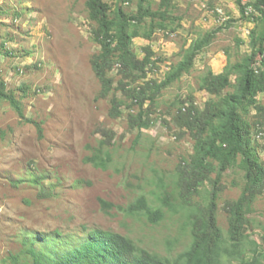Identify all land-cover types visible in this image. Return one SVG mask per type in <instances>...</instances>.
Returning <instances> with one entry per match:
<instances>
[{
    "label": "rangeland",
    "instance_id": "374dc122",
    "mask_svg": "<svg viewBox=\"0 0 264 264\" xmlns=\"http://www.w3.org/2000/svg\"><path fill=\"white\" fill-rule=\"evenodd\" d=\"M89 1L0 0V83L22 113L0 96V264H30L26 249L32 241L36 251L46 254L77 245L94 230L124 236L172 262L189 249L192 215L206 209L213 189L218 191L216 224L228 239L227 205L246 187L238 156L226 168L208 160L209 181L188 193L184 185L194 140L176 125L175 116L185 106L202 110L211 99L200 89L209 71L219 74L250 56L264 3L143 0L155 15L144 20L142 31L152 35L132 40L128 61L137 69L128 72L127 87L161 82L195 43L213 37L188 72L144 105L154 121L138 129L129 125L130 115L139 110L119 90L118 66L107 72L112 82L108 93L92 69L99 46L92 39L97 23L89 18ZM139 1L104 0L106 16L113 18L118 7L136 15ZM218 6L227 17L224 23L212 13ZM236 78L231 74L233 87ZM113 101L117 117L110 113ZM255 105L264 106V92L239 113L251 125L252 145L264 162V126L258 125ZM105 152L111 157L106 170L86 161ZM139 197L163 213L161 221L153 224L119 210ZM243 217L246 237L239 256L221 258L219 264H264V191L245 204Z\"/></svg>",
    "mask_w": 264,
    "mask_h": 264
},
{
    "label": "trees",
    "instance_id": "16d2710c",
    "mask_svg": "<svg viewBox=\"0 0 264 264\" xmlns=\"http://www.w3.org/2000/svg\"><path fill=\"white\" fill-rule=\"evenodd\" d=\"M264 3V0H260ZM108 6L104 0H90L88 3L89 18L97 23L92 31V39L98 44L99 52L92 61V69L101 82L104 92L111 90V79L107 77L115 66H118L121 81L119 90L130 100V105L138 108L136 115H130L131 128L148 129L153 118L147 115L144 105L158 98L161 91L170 86L183 74L189 71L198 52L212 39V35L205 36L195 43L187 55L176 66L172 67L161 82L148 80L136 87H127L125 80L131 68L136 66L128 61V53L132 40L144 38L149 40L152 31H142L144 20L155 14L146 8L140 0L136 15H129L118 7L114 17L107 18ZM261 32L252 42L250 56L240 62L228 65L223 72L214 74L209 71L203 78L200 89L205 91L211 99L206 102L202 110L192 106H185L177 111L176 125L188 132L194 140V155L191 170L185 189L189 193L195 191L194 185L209 181L212 171L208 160L216 161L221 168L233 164L236 158H241V167L245 171L246 187L241 196L227 205L228 239L226 240L216 224V197L217 192L212 190L210 200L203 212L192 215L191 233L192 243L187 251L170 262L158 255L141 250L128 238L112 232L94 230L87 238L77 245L66 250H53L44 254L36 251L34 241L26 249L31 256L30 264H219L221 258H237L239 248L246 237L243 210L245 204L256 195L264 191V162H262L252 145L251 125L242 118L239 111L244 105L251 103L256 96L264 92V12L260 20ZM146 51L149 53V49ZM148 59V55L145 57ZM258 61L257 67L254 63ZM231 74H236L234 87L231 83ZM145 75V73L143 74ZM233 87L234 91L223 97L222 92ZM0 96L9 101L11 106L22 117L21 110L12 95L4 93V86L0 83ZM212 97H218L217 101ZM112 102L111 116L120 115L118 106ZM258 125L264 126V106L255 105ZM39 133L41 128L37 126ZM262 131V128H258ZM222 146L224 153L220 152ZM93 167L106 170L111 162L108 153L101 156H92L86 159ZM217 180L214 185H217ZM222 190V187L220 186ZM187 198L183 197V202ZM102 207L110 205L102 202ZM127 215H141L153 224L163 218L158 208H152L144 197L137 198L125 208H119ZM17 263V258H13Z\"/></svg>",
    "mask_w": 264,
    "mask_h": 264
},
{
    "label": "built area",
    "instance_id": "2783aa9c",
    "mask_svg": "<svg viewBox=\"0 0 264 264\" xmlns=\"http://www.w3.org/2000/svg\"><path fill=\"white\" fill-rule=\"evenodd\" d=\"M212 13L214 14L215 18L217 19L218 22L224 23L227 19L223 8L218 6L214 10H212Z\"/></svg>",
    "mask_w": 264,
    "mask_h": 264
}]
</instances>
